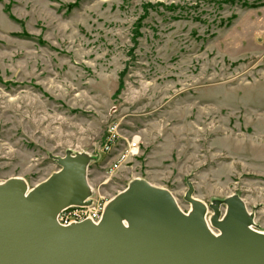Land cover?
Segmentation results:
<instances>
[{
	"label": "rangeland",
	"instance_id": "374dc122",
	"mask_svg": "<svg viewBox=\"0 0 264 264\" xmlns=\"http://www.w3.org/2000/svg\"><path fill=\"white\" fill-rule=\"evenodd\" d=\"M67 148L107 197L139 177L188 211L190 182L264 231V0H0V181Z\"/></svg>",
	"mask_w": 264,
	"mask_h": 264
},
{
	"label": "water",
	"instance_id": "95a60500",
	"mask_svg": "<svg viewBox=\"0 0 264 264\" xmlns=\"http://www.w3.org/2000/svg\"><path fill=\"white\" fill-rule=\"evenodd\" d=\"M48 155L58 169L35 185L0 181V264H264V231L243 199L234 193L207 205L190 182L188 211L169 190L135 177L107 199L98 221L59 224L62 210L91 203L87 172L100 153Z\"/></svg>",
	"mask_w": 264,
	"mask_h": 264
},
{
	"label": "built area",
	"instance_id": "2783aa9c",
	"mask_svg": "<svg viewBox=\"0 0 264 264\" xmlns=\"http://www.w3.org/2000/svg\"><path fill=\"white\" fill-rule=\"evenodd\" d=\"M113 137H115V133L112 134ZM136 147V143L133 142L128 145V150L133 149ZM126 151V152H127ZM109 197L98 193L97 190H95V194L91 199V203L86 206H71L66 208L65 210H62L57 215V222L59 224L65 225L69 224L71 222H78L85 219H91L93 221H98L101 217V213L103 210V207Z\"/></svg>",
	"mask_w": 264,
	"mask_h": 264
}]
</instances>
